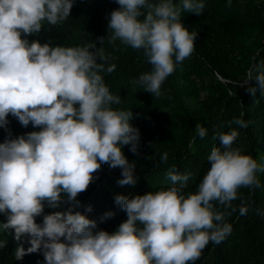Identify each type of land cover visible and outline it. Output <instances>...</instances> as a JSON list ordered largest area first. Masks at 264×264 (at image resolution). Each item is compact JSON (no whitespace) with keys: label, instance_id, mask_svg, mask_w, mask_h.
Wrapping results in <instances>:
<instances>
[{"label":"clouds","instance_id":"9594fccd","mask_svg":"<svg viewBox=\"0 0 264 264\" xmlns=\"http://www.w3.org/2000/svg\"><path fill=\"white\" fill-rule=\"evenodd\" d=\"M110 16V42L119 39L143 49L152 71L133 84L159 96L168 76L195 48L196 32L181 22L182 13L201 15L203 0H116ZM231 0H229V4ZM73 0H0V127L9 114L24 127L40 131L0 143V213L7 215L3 229L17 241L30 236V247L15 249V259L43 250L46 264H194L212 242L221 243L232 230L225 221L237 211L232 202L240 188H258L257 173L264 164L234 148L236 129L216 137L219 147L208 156L210 169L194 193H185L188 174L169 169L173 186L132 198L117 195L115 202L127 214L115 232L97 230L96 222L80 212H56L36 217L66 197L76 202L102 164L120 168V186L135 185V164L123 153L131 144L137 152L139 129L132 126V111L114 110L121 97L113 95L101 75L108 59L101 47L31 43L23 36L39 33L43 22L56 26L70 16ZM103 43L104 38H100ZM253 72L258 74L253 78ZM255 79L264 93V71L254 65L244 82ZM253 95L256 88H249ZM243 116V113H241ZM240 128L248 122L236 119ZM203 138L207 129L196 125ZM10 135V134H9ZM168 154L161 156L167 161ZM219 202L230 212L216 210ZM87 211H91V206ZM247 207L241 203L239 214ZM113 213H106L107 217ZM63 238V242H62ZM6 242L0 241V248Z\"/></svg>","mask_w":264,"mask_h":264},{"label":"trees","instance_id":"16d2710c","mask_svg":"<svg viewBox=\"0 0 264 264\" xmlns=\"http://www.w3.org/2000/svg\"><path fill=\"white\" fill-rule=\"evenodd\" d=\"M173 2L180 3V0ZM203 2L205 8L201 15L182 13V24L190 32L197 33L192 55L177 65L163 82L161 94L155 95L158 101L177 97L182 101L181 105L184 99L192 98L198 102L197 112L191 110L184 116L181 111L183 117L178 114L168 116L156 127L137 116V110L124 94L128 85L134 90L135 87L136 90L144 89L134 85L133 81L141 74L151 72L152 65L143 49H133L119 39L110 42V16L120 7L116 0H73L70 16L62 23L53 26L45 21L39 33L22 37L30 43L39 41L53 47L94 45L90 49L93 53L103 47L108 57L102 61L105 68L114 64L115 69L101 75L110 92L121 97V102L111 107L132 111L130 123L139 129L140 134L136 153L130 150L131 144L122 149L129 163L135 164V175L139 178L135 185L120 186L118 180L122 178V169L102 164L87 190L78 194L76 202H69L65 197L56 207L45 203L43 214L35 218L36 223L42 224L44 215L71 210L95 221L97 228L94 231L104 230L111 234L127 220L126 212L115 202L117 195L132 198L150 191L167 190L173 186V182L167 179L169 169L188 174L184 191L186 194L196 192L210 169L208 156L214 147L220 146L216 137L231 129L239 133L233 147L264 164V93L258 81H247L248 89L256 88L254 95L248 91L246 95L241 94L242 97L225 101L213 98L211 94L208 96V90L217 86V77L230 85L238 82L254 65L264 71V0L258 6L254 0H231L230 4L229 0ZM242 15L247 19L241 18ZM257 74L253 72V77ZM185 83L188 85L183 87ZM201 94H204L203 98H200ZM236 119H244L248 127L240 128L230 123ZM7 120V127H0V143L41 130L31 123L24 127L11 114ZM196 125L207 129L203 138L198 135ZM165 152L168 159L162 162L161 156ZM257 176L260 187L240 188L238 199L232 202L237 211L225 216V221L232 225L231 233L219 244L210 242L194 264H264V172L257 173ZM241 203L247 207L245 215L239 214ZM89 206L91 211H87ZM214 206L221 212L231 211L219 202H214ZM109 212L113 215L107 217ZM6 221L7 215L0 213V241L6 242V246L0 248V264H46L43 250L15 259L16 247L23 244L26 250L30 247L28 241L31 237L24 236L17 241L14 231L2 228Z\"/></svg>","mask_w":264,"mask_h":264},{"label":"rangeland","instance_id":"374dc122","mask_svg":"<svg viewBox=\"0 0 264 264\" xmlns=\"http://www.w3.org/2000/svg\"><path fill=\"white\" fill-rule=\"evenodd\" d=\"M261 1L262 0H254V3L258 6ZM241 18H243L244 20L247 19L243 15L241 16ZM238 40H241V38H239ZM247 73L248 71H246V74L242 76L238 82H232V84L230 85L220 77H217V86L213 89L208 90V96L209 94H211L213 98H221L222 101H225L234 97H242L241 94L246 95V93L248 92L249 82H244V78L247 76ZM186 85L188 84H183V87ZM136 89L137 87H135L134 90L132 86L128 85V87L125 89L124 94L137 110V116L142 121H146L151 125L153 124L152 126L155 127L164 122L168 116L176 114L182 116L181 111H183L182 114L184 116H187L189 115L188 113H190L191 110L196 111L198 109V102L192 98H187L186 101L184 99V104L181 105L182 101L177 100V97L169 100L158 101L155 94H151L150 92L146 91L145 88H142L141 90ZM203 96L204 94H201L200 98H203Z\"/></svg>","mask_w":264,"mask_h":264}]
</instances>
